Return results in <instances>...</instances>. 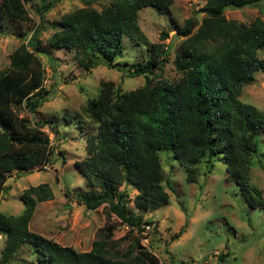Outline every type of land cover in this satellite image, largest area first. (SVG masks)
<instances>
[{"label": "trees", "instance_id": "1", "mask_svg": "<svg viewBox=\"0 0 264 264\" xmlns=\"http://www.w3.org/2000/svg\"><path fill=\"white\" fill-rule=\"evenodd\" d=\"M26 1L1 0L0 21H28ZM38 1L46 12L61 0ZM262 3L264 0H206L201 8L205 17L196 32L179 44L180 54L173 62L181 77L176 81L149 80L165 60L161 55H168V49L161 53V44H153L155 58L124 70L130 77L144 76L143 86L122 93L119 88L114 91L111 84L100 83L97 97L84 108L96 132L86 141V158L75 163L94 190L79 195L76 202L87 211L107 204L109 213L141 232L146 224L143 212L155 211L169 201L161 184L159 160V153L166 152L183 167L188 184L204 159L221 160L227 178L237 184L247 203L252 208L258 205L261 193L251 185L249 171L251 155L258 151V130L264 132V116L242 104L239 97L256 73H264V59L258 56L264 51V21L256 17L245 25L226 20L223 13L227 8ZM171 4V0H109L100 12L79 9L61 18L48 44L70 51L86 71L99 64L119 68L127 65L117 59L123 40L133 36L140 11L145 7L165 10ZM190 24L186 22L177 32L185 34ZM44 53L36 36H31L9 56L8 69L0 72V191L12 174L37 168L40 153L49 145L39 123L30 125L16 114L25 107L35 113L45 101L42 65L36 57ZM52 129L57 134L55 125ZM166 185L170 189L169 182ZM120 187L124 189L118 191ZM128 188L138 192L133 199L137 212L125 205ZM20 199L24 208L19 216L0 214V235L6 239L1 264L23 246L37 264L156 262L140 246L139 237L133 238L134 246L124 252L104 237L94 241L87 252L47 240L31 232L28 223L37 204L53 199L49 186L30 187Z\"/></svg>", "mask_w": 264, "mask_h": 264}, {"label": "rangeland", "instance_id": "2", "mask_svg": "<svg viewBox=\"0 0 264 264\" xmlns=\"http://www.w3.org/2000/svg\"><path fill=\"white\" fill-rule=\"evenodd\" d=\"M171 2L165 10L145 7L140 11L132 38L123 40V51L117 60L127 65L119 66L121 69L99 64L86 71L78 66L70 51L54 49L48 44L63 16L79 9L100 12L109 0H61L46 12L38 0H27L24 7L28 21H0V72L8 69L9 56L31 36H36L45 50L44 54H36L42 65L45 101L35 113L25 107L17 109L16 114L30 125L39 123L49 140L39 155L37 168L29 173L12 174L5 182L0 191V214L19 216L24 208L20 199L23 192L47 184L53 199L37 204L28 229L77 252L89 251L92 243L103 237L124 252L134 246L133 238L139 237L140 246L156 258L155 264H264V132L261 129L257 135L258 151L250 158V183L261 193L254 208L241 195L237 184L227 178L221 160L204 159L193 182L188 184L183 167L166 152L159 153V160L161 184L169 201L155 211L143 212L146 224L141 232L109 213L107 204L87 211L76 202L79 195L94 190L87 186L75 163L86 158V141L96 132L84 108L97 97L100 83L111 84L114 91L119 88L122 93L143 86L144 76L130 77L124 70L131 69V64L155 58L153 44H161V53L168 49V55H161L165 60L149 80L154 83L165 78L173 82L181 77L173 61L180 54V42L187 37L179 34L177 28L190 21L193 28L190 35L194 34L205 17L201 8L206 0ZM223 15L226 20L245 25L256 17L264 21V3L227 8ZM258 56L264 59V51ZM239 101L264 116V73H256L243 86ZM54 125L57 134L52 129ZM123 189L120 187L118 191ZM137 193L136 189L128 188V196L124 198L126 207L136 212L133 199ZM5 245L6 239L0 235V264ZM4 264H37V260L23 246Z\"/></svg>", "mask_w": 264, "mask_h": 264}, {"label": "water", "instance_id": "3", "mask_svg": "<svg viewBox=\"0 0 264 264\" xmlns=\"http://www.w3.org/2000/svg\"><path fill=\"white\" fill-rule=\"evenodd\" d=\"M192 29H193L192 26H190L189 30L185 34H183V37L184 38L188 37L191 34Z\"/></svg>", "mask_w": 264, "mask_h": 264}]
</instances>
